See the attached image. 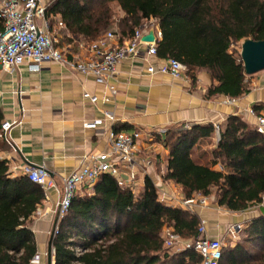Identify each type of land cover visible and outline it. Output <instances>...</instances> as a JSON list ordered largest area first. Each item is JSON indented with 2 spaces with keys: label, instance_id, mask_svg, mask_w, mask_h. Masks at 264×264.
<instances>
[{
  "label": "trees",
  "instance_id": "16d2710c",
  "mask_svg": "<svg viewBox=\"0 0 264 264\" xmlns=\"http://www.w3.org/2000/svg\"><path fill=\"white\" fill-rule=\"evenodd\" d=\"M51 15H59L71 34L86 41L114 25L121 39L129 38L155 19L162 32L158 56L184 63L192 81L198 70H207L213 80L209 97L250 92L241 53L233 45L264 40V0H55L46 11L47 18ZM4 119L0 107V133ZM215 133L212 122L170 127L163 139L169 151L164 178L179 185L187 200L210 196L216 188L218 206L230 212L260 206L264 135L241 115H230L220 127L212 158L202 163L197 147ZM6 145L1 138L0 153ZM45 199L40 184L24 174L14 176L0 156V264H31L38 251L32 216ZM201 221L197 213L163 201L150 177L135 195L104 174L91 194L74 197L62 218L53 243L55 264H202L195 250L173 253L164 241L167 229L186 240L195 238ZM244 233L234 247L223 249L221 264H264V215L248 222Z\"/></svg>",
  "mask_w": 264,
  "mask_h": 264
},
{
  "label": "crops",
  "instance_id": "0c3cea01",
  "mask_svg": "<svg viewBox=\"0 0 264 264\" xmlns=\"http://www.w3.org/2000/svg\"><path fill=\"white\" fill-rule=\"evenodd\" d=\"M48 19L53 27L61 20L59 15H51ZM116 33L119 35L118 31ZM58 37L59 47L70 58L88 54L79 44L89 41L71 34L66 26L59 30ZM161 60L154 59V62L160 65ZM196 76V81H192L189 75L174 78L169 74L150 73L143 59L137 57L121 62L117 78L108 80L117 88L112 94L107 84L98 83L93 76L57 62H46L38 71L33 70L29 62H24L14 73L2 70L0 66V107L4 121L17 122L5 136L7 145L0 156L7 160L14 176L23 175L25 166H44L56 184L46 191V199L32 216L31 228L37 253L41 254L37 264H48L51 236L53 232L56 234L62 220L58 202L63 179L81 166L85 155L110 150V129L136 130L142 134L135 154V179L130 185L135 195L140 194L145 178L150 177L162 200L177 206V201L184 196L179 185L164 178L169 151L163 143L166 133L161 134L160 130L167 132L170 127L209 122L223 127L233 114L256 125V118L249 110L264 114V70L249 75L254 77L249 80L250 92L235 98L209 97L207 93L213 84L211 74L202 69ZM84 92L98 96V102L85 99ZM229 99L235 101L229 103ZM255 106L260 108L257 110ZM94 120L102 122L96 128L84 127L86 122ZM219 135L216 130L212 139H204L198 145L197 156L202 163L212 158L211 152L217 146ZM91 191L84 188L78 195L91 194ZM260 207L255 206L241 214L233 212L234 222H250L259 217ZM192 212L202 219L207 214L196 205ZM224 221L217 219L219 227H208V234L222 239ZM52 262L55 264L54 245Z\"/></svg>",
  "mask_w": 264,
  "mask_h": 264
},
{
  "label": "built area",
  "instance_id": "2783aa9c",
  "mask_svg": "<svg viewBox=\"0 0 264 264\" xmlns=\"http://www.w3.org/2000/svg\"><path fill=\"white\" fill-rule=\"evenodd\" d=\"M54 1L48 0L45 3V0H0V18L3 21V28L0 30L2 70L14 73L19 65L29 62L32 69L38 71L46 62H57L82 74L93 76L98 83L107 84L112 94L117 92V88L108 80L117 78L121 62L137 57L143 59L150 73L169 74L174 78L188 76V67L178 59L159 58L157 44L162 32L153 18L145 21L129 38L121 39L116 31L108 30L96 40L80 42V49L88 54L85 57L70 58L67 52L59 47L58 32L65 27L64 22L58 20L57 26L53 27L46 16L47 9ZM151 30H154V41H144L143 37ZM154 59L161 60L160 65H156ZM83 97L92 103L99 100L98 96L90 92H84ZM234 101L229 99L228 102ZM249 112L256 118L257 130L264 135V114L256 113L254 109H250ZM106 115L112 117L110 113ZM101 122V120L86 122L84 127L96 128ZM16 123L4 121L0 137L5 138ZM215 126L220 132V125ZM160 133L165 134L166 129L160 130ZM108 137L111 144L109 151L85 155L81 166L63 179V189L58 202L61 218L68 213L74 197L84 188L91 190L104 174L116 177L120 185L132 189L130 185L135 179V154L142 134L136 130L127 132L110 129ZM22 173L32 182L40 184L45 192L56 185L44 166H25ZM206 200L201 198L200 201L206 204ZM195 202L194 198L190 200L180 198L177 206L189 210L196 205ZM260 206H264V200ZM58 230L59 228L56 229V233ZM164 241L166 247L173 253L193 249L202 256V264H221L223 241L208 234L205 218L202 219L195 238L186 240L172 229H167L164 232ZM81 252L80 248L76 249L77 254ZM40 260L41 254L37 253L31 264H37Z\"/></svg>",
  "mask_w": 264,
  "mask_h": 264
},
{
  "label": "rangeland",
  "instance_id": "374dc122",
  "mask_svg": "<svg viewBox=\"0 0 264 264\" xmlns=\"http://www.w3.org/2000/svg\"><path fill=\"white\" fill-rule=\"evenodd\" d=\"M109 30H114V31H118V26L114 25L112 28H110ZM242 43L240 42L236 45L233 46V50H236L238 52L241 53V49H242ZM263 71V70H262ZM252 78H254L253 76H247L248 80H251ZM215 194L217 196V189L214 188L212 190L211 195L208 197L207 196V203L206 204H202L201 203V196L200 194H196L195 195V204L198 207H202L205 212L207 213L205 216V220H206V225L207 228L208 227H212V228H218V223H217V219L221 218L223 219V221L225 222V226H224V232L222 235V241L224 244V248H228V247H234L239 241L243 240L245 233L244 230L247 227L248 222H241V221H235L234 222V214L235 213H231L230 211H228L227 209L218 206L217 204V199L215 197ZM193 208H189L190 211H192ZM237 214H241V213H237Z\"/></svg>",
  "mask_w": 264,
  "mask_h": 264
},
{
  "label": "water",
  "instance_id": "95a60500",
  "mask_svg": "<svg viewBox=\"0 0 264 264\" xmlns=\"http://www.w3.org/2000/svg\"><path fill=\"white\" fill-rule=\"evenodd\" d=\"M155 39L154 30H151L143 37L144 41L152 42ZM241 57L244 63L246 74L253 75L264 70V40L256 41L248 39L243 41ZM261 214L264 215V206L260 207ZM55 232L51 236L48 250V264H53V243Z\"/></svg>",
  "mask_w": 264,
  "mask_h": 264
}]
</instances>
